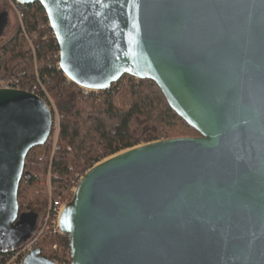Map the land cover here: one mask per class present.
Instances as JSON below:
<instances>
[{
	"label": "water",
	"instance_id": "95a60500",
	"mask_svg": "<svg viewBox=\"0 0 264 264\" xmlns=\"http://www.w3.org/2000/svg\"><path fill=\"white\" fill-rule=\"evenodd\" d=\"M12 1L42 6L71 82L150 79L199 133L84 173L58 215L70 264H264V0ZM52 124L40 96L0 89V252L34 233L17 192ZM22 264L55 263L34 247Z\"/></svg>",
	"mask_w": 264,
	"mask_h": 264
},
{
	"label": "trees",
	"instance_id": "16d2710c",
	"mask_svg": "<svg viewBox=\"0 0 264 264\" xmlns=\"http://www.w3.org/2000/svg\"><path fill=\"white\" fill-rule=\"evenodd\" d=\"M47 23L38 2L25 5L17 32L0 46V79L13 78V84L21 90L35 89L47 104L54 99L61 112L57 148L51 159H30L33 167L28 165L31 155H26L17 201L19 215L44 213V229L36 242L41 255L58 264H70L67 238L54 229L57 207L63 204L58 198L69 191L72 174L83 176L102 159L139 144L190 135L182 134L185 128L199 133L169 107L150 79L124 74L108 89L100 90L96 103L86 102L82 88L68 81L58 68V45L51 30L45 27ZM6 54L16 56L21 65L15 77L4 75ZM124 81L128 88L125 93L120 89ZM84 103L87 108H82ZM7 257L0 252V264H6Z\"/></svg>",
	"mask_w": 264,
	"mask_h": 264
},
{
	"label": "rangeland",
	"instance_id": "374dc122",
	"mask_svg": "<svg viewBox=\"0 0 264 264\" xmlns=\"http://www.w3.org/2000/svg\"><path fill=\"white\" fill-rule=\"evenodd\" d=\"M24 9L25 8H23L22 11L18 10L16 8L15 3L12 0L11 1L0 0V27L3 26V33L0 34V46L5 44L7 41H9L12 38V36L17 32L18 27L20 26V23H21V13L23 12ZM3 69H4L5 76L9 75L7 77H10V76L15 77V74L20 73L19 70H21V65L19 64L18 58L12 54H6L4 56ZM67 80L70 81L69 79ZM4 81L10 82L14 80L13 78H4ZM120 86H121L120 89L123 90L124 93L125 91L128 90V88H126L125 81L122 82ZM82 93L84 95L83 99L87 98L86 102H89V103H92V102L96 103L101 96L100 90L99 91L90 90L88 92H85L82 88ZM49 101H51L48 105H49V109L51 111L52 120H53L51 134L47 142L44 145L37 146L28 152L29 156L31 155L30 158L28 159L29 167H33L30 159L34 161H40L41 159H42L41 161H44L45 159H51L54 151L57 148V133H58L59 121L61 119V112L59 111L58 106L56 105V102L54 99H51ZM82 108H87V103H84ZM182 134H190L188 136H192V134L194 133L191 130L185 128V130H182ZM193 136H197V134H194ZM178 137H186V136H178ZM159 140H163V139H159ZM38 158H40V160H37ZM79 175L80 174H76V173L72 174V177L69 180L70 182L69 191L68 192L64 191L63 193H61L60 198H58V200H60L63 203L62 205L68 203L71 200L72 194L74 193V189L76 185L78 184L80 178L82 177ZM49 179H50V176H47L46 186L48 188V191L50 190ZM43 215L44 213L42 211L37 213V216L35 219V227L33 226L34 221H32V223L30 224L32 227H34V232L38 231L39 229L44 228L45 219L43 218ZM27 239L28 238L26 239L23 238L21 241L25 242Z\"/></svg>",
	"mask_w": 264,
	"mask_h": 264
},
{
	"label": "built area",
	"instance_id": "2783aa9c",
	"mask_svg": "<svg viewBox=\"0 0 264 264\" xmlns=\"http://www.w3.org/2000/svg\"><path fill=\"white\" fill-rule=\"evenodd\" d=\"M8 1H11V0H8ZM15 3V2H14ZM16 8L20 11H22L23 8H25V5L24 6H20L18 4H16ZM42 27V26H41ZM45 27L49 28L51 30V33H52V29L49 25V23H47L45 25ZM53 34V33H52ZM54 37V36H53ZM58 59H59V49H58ZM3 88H17L14 84H13V81H10V82H7V81H4V79H0V89H3ZM18 89V88H17ZM35 89H33L31 92L38 95L37 93L34 92ZM83 90L85 92H88L90 91L89 89H86V88H83ZM39 96V95H38ZM42 98V97H41ZM44 101L45 99L42 98ZM46 102V101H45ZM47 103V102H46ZM48 105V104H47ZM63 205L62 206H58L57 207V215H56V222H55V229L54 231H57L60 233L59 231V228H58V215L62 209ZM44 229V228H43ZM43 229H39L38 231L34 232L31 237H29L25 242H23L19 247L17 248H14L12 250H8V251H5V255H7V262L6 264H22V259L25 257V255L31 250L33 249L34 247H36V242H37V238L38 236L41 234L42 230ZM52 248L55 250L56 249V245H53ZM55 264H58L57 262H54Z\"/></svg>",
	"mask_w": 264,
	"mask_h": 264
}]
</instances>
